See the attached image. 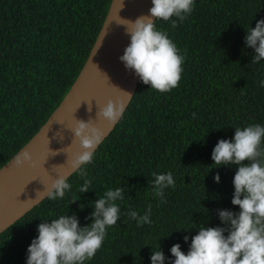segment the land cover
Segmentation results:
<instances>
[{"label":"trees","instance_id":"1","mask_svg":"<svg viewBox=\"0 0 264 264\" xmlns=\"http://www.w3.org/2000/svg\"><path fill=\"white\" fill-rule=\"evenodd\" d=\"M109 3L0 0V167L68 91ZM262 19L264 0H195L177 28L156 21L185 56L179 87L159 93L139 79L122 118L83 169L92 181L89 192H79L85 179L79 172L68 176L71 190L63 198L46 197L0 233V264H26L44 220L76 215L82 227L91 224L94 201L118 187L125 192L117 201L122 212L143 215L151 206L152 223L138 227L122 216L85 264H151L159 249L170 264L171 247L179 243L187 253L200 225L224 227L217 210L239 212L231 203L236 168L210 167L212 152L219 140L234 138L236 127L264 125V60L254 65L255 52L245 45L246 29ZM168 171L175 188L165 190L162 203L153 195L152 173Z\"/></svg>","mask_w":264,"mask_h":264},{"label":"clouds","instance_id":"2","mask_svg":"<svg viewBox=\"0 0 264 264\" xmlns=\"http://www.w3.org/2000/svg\"><path fill=\"white\" fill-rule=\"evenodd\" d=\"M152 5L147 14L135 20H119L118 25L125 29V35L130 39L119 60L150 89L169 93L179 87L185 56L180 54L166 31L157 29L156 21L169 22L173 29L177 28L178 22L182 23L192 14L195 0H152ZM245 45L255 52L254 65L264 60V19L257 21L255 28L246 29ZM261 86L264 87V81ZM123 112L124 105L110 99L99 107L94 120H78L71 129L73 142H78L79 150L71 156L65 153L66 163L73 172H79L85 178L78 189L81 194L89 192L92 183L83 169L93 163L95 150L104 137L95 120L114 126ZM212 160L214 164L210 167L236 168L231 203L239 208V212L217 210L224 227L200 225L197 234L191 237L187 253L181 250L179 243L171 247L174 260L170 264H264V125L236 127L233 139L219 140L212 152ZM26 162L36 166L27 151L15 158L17 167H23ZM152 176L153 195L166 203L165 190L175 188L173 173L153 172ZM214 179L219 183L220 175L217 173ZM68 190H71L68 175H61L52 179L50 185H44V191L38 192L56 200L63 198ZM124 199V188L106 190L103 197L94 201V211L89 217L92 222L87 226L82 227L76 215H61L50 222L44 220L38 226V236L27 250L26 264H85L102 248L107 230L117 225L122 216L136 220L138 227L152 223L151 206L143 215L135 210L122 212L117 201ZM184 240L187 243L189 237L185 236ZM150 258L151 264H165L166 261L161 249L153 250Z\"/></svg>","mask_w":264,"mask_h":264},{"label":"water","instance_id":"3","mask_svg":"<svg viewBox=\"0 0 264 264\" xmlns=\"http://www.w3.org/2000/svg\"><path fill=\"white\" fill-rule=\"evenodd\" d=\"M152 6V0H110L84 64L68 91L37 132L0 167V233L46 198L41 193L44 185H50L57 176L73 173L65 153L71 156L79 150L71 131L78 120H94L99 107L110 99L126 109L139 78L119 60L130 39L118 22L121 18L135 20ZM95 125L104 132L103 140L115 126L100 119L95 120ZM25 151L32 155L35 167L27 162L23 167L16 166L15 158Z\"/></svg>","mask_w":264,"mask_h":264}]
</instances>
